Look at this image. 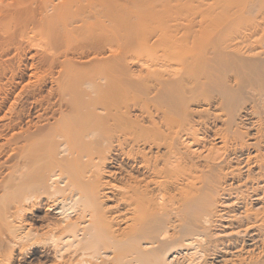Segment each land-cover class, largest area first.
Returning <instances> with one entry per match:
<instances>
[{
    "label": "bare ground",
    "instance_id": "6f19581e",
    "mask_svg": "<svg viewBox=\"0 0 264 264\" xmlns=\"http://www.w3.org/2000/svg\"><path fill=\"white\" fill-rule=\"evenodd\" d=\"M0 264H264V0H0Z\"/></svg>",
    "mask_w": 264,
    "mask_h": 264
}]
</instances>
